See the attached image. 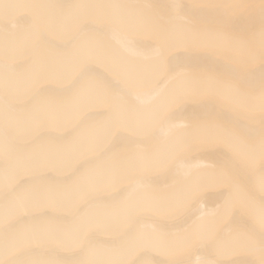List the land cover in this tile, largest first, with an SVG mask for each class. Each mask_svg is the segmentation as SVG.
Segmentation results:
<instances>
[{"label":"bare ground","instance_id":"bare-ground-1","mask_svg":"<svg viewBox=\"0 0 264 264\" xmlns=\"http://www.w3.org/2000/svg\"><path fill=\"white\" fill-rule=\"evenodd\" d=\"M0 264H264V0H0Z\"/></svg>","mask_w":264,"mask_h":264}]
</instances>
